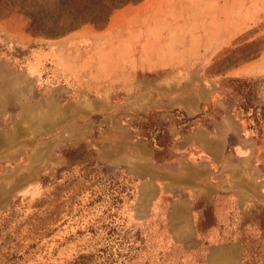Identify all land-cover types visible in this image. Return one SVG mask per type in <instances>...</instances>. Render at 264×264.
Masks as SVG:
<instances>
[{"label":"rangeland","instance_id":"obj_1","mask_svg":"<svg viewBox=\"0 0 264 264\" xmlns=\"http://www.w3.org/2000/svg\"><path fill=\"white\" fill-rule=\"evenodd\" d=\"M144 1L0 0V264H264V75L220 89L262 55L264 14L199 63L139 71L131 91L126 65L93 56L117 45L96 37L112 17ZM200 80L216 95L193 126L147 110L162 82ZM211 158L208 187L179 185Z\"/></svg>","mask_w":264,"mask_h":264},{"label":"crops","instance_id":"obj_2","mask_svg":"<svg viewBox=\"0 0 264 264\" xmlns=\"http://www.w3.org/2000/svg\"><path fill=\"white\" fill-rule=\"evenodd\" d=\"M202 5L206 8L203 9ZM208 8H213L214 11ZM213 14L220 33L209 40L202 23ZM261 14H264L263 0H251L250 5L248 0H145L112 17L108 28L96 37L101 47L106 44L109 34H116L117 45L112 46L113 48H97L92 61L96 62L97 54L99 67H105L101 62H108L109 59L115 60L120 66L126 65L131 70V91H134L139 84L134 76L139 71L179 69L191 63H199L204 53H216L227 47ZM139 45H142L141 48ZM76 53L78 52L75 50H67V69L75 67ZM86 59L84 56L83 60ZM263 75L264 51L258 59L233 71L230 77ZM179 84L173 85L176 88L173 92L172 84L166 81L160 84L161 89L148 90L145 94L147 110L182 109L191 116H197L202 104L216 95L215 87L212 84L205 85L202 80L198 82V88L190 91L180 89ZM192 139L201 148L208 149L216 137L208 129L199 127L194 131ZM212 161L211 158L210 162L197 166L199 175L188 179L185 175L186 178L180 179L179 185L208 187L211 184L209 169ZM194 168L191 166V173H194Z\"/></svg>","mask_w":264,"mask_h":264},{"label":"trees","instance_id":"obj_3","mask_svg":"<svg viewBox=\"0 0 264 264\" xmlns=\"http://www.w3.org/2000/svg\"><path fill=\"white\" fill-rule=\"evenodd\" d=\"M120 8V6H117L115 9H118ZM87 21V20H86ZM239 81V78H235V77H225L221 82H220V89L221 90H224L225 88H227V84L229 83H235V82H238ZM199 118V116H196V117H192V118H186L188 123H191V125L193 126V123ZM146 137H149V135H147ZM87 257L86 256H83V257H80V261H78V264H84V261ZM82 262V263H80Z\"/></svg>","mask_w":264,"mask_h":264}]
</instances>
